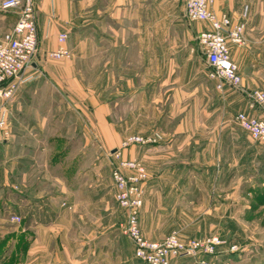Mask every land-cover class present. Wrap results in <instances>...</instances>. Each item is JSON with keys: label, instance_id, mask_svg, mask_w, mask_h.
<instances>
[{"label": "crops", "instance_id": "0c3cea01", "mask_svg": "<svg viewBox=\"0 0 264 264\" xmlns=\"http://www.w3.org/2000/svg\"><path fill=\"white\" fill-rule=\"evenodd\" d=\"M185 1L34 0L39 48L27 75L35 79L9 106L11 136L0 146V157L6 151L3 186L12 197L0 202V264H96L109 255L123 259H107L104 264H141L133 259L131 247L108 250L113 235L105 228L96 233V211L108 210L111 201L107 152L119 148L127 136L128 113H160V102L184 113L190 99L201 98L205 113L214 112L207 117L214 129L223 127L229 102L239 107L235 117L241 111L261 116L259 110L247 108L242 92L230 88V94L222 95L215 81L208 79L205 61L199 68L203 76L187 79L186 74L176 72V67L191 68L193 60L199 59L197 36L210 29L208 23L186 18ZM212 8L233 23L245 24V44H231V59L238 66L243 88L264 89V0H214ZM16 21L17 13L0 10V39ZM63 32L69 35L72 63L46 57L58 49ZM90 50H103V61L93 62V67L103 70L100 90H93L87 83L91 78L79 70L85 51ZM68 64L71 68L63 67ZM161 65L168 67L165 75L160 74ZM134 152L127 149L123 156L132 158L129 155ZM135 153L137 158H146L141 149ZM148 159L155 165L168 162L156 153ZM155 165L145 186L140 222L151 240L160 239L148 229L154 225L150 216L156 205L153 196L178 193L185 189L178 184L181 178L192 174ZM168 202L169 210L172 202ZM14 216L21 222H14Z\"/></svg>", "mask_w": 264, "mask_h": 264}, {"label": "rangeland", "instance_id": "374dc122", "mask_svg": "<svg viewBox=\"0 0 264 264\" xmlns=\"http://www.w3.org/2000/svg\"><path fill=\"white\" fill-rule=\"evenodd\" d=\"M69 51L70 58L61 60L62 62L72 63L74 53L70 49ZM90 54H92V59L89 57ZM199 55V59L193 60L191 68L178 66L176 72L186 74L187 79L190 75H205L203 70H199L202 61H205L201 48ZM83 60L84 64L79 65L81 74L86 79L87 77L91 78L86 82L93 90L97 88L100 90L103 85V70H100L99 66L93 67V62L95 60L103 61V50L98 52L93 50L91 53L85 51ZM205 65L208 77L210 68L207 64ZM68 66L71 68L70 64L63 67L68 68ZM167 68V66L161 65L160 74L165 75ZM208 79L210 78L208 77ZM196 83L197 81L193 82V84ZM229 89V87H225L220 92H223L222 95H228L230 94ZM233 90L242 92L241 94L246 98V106L249 108L246 91L253 90L245 88ZM255 90L264 92V89ZM163 100L160 97V101ZM188 100L186 98V102L190 101L191 105L184 113L180 112L178 108L168 109L165 101L164 104L160 102V106H163L160 108V113L157 110L154 112L145 110L143 114L128 113L127 121L130 129L127 130V136L120 143L119 148L113 152H107L110 157V178L113 182L111 201L108 210L96 211V233L103 232V228H105L110 235H113L112 244L107 249L110 251L128 250L131 247L133 259L137 260L134 256L133 242L124 234L128 213L116 201L117 188L112 174L120 165V160L140 163L145 170L147 178L140 183L143 201L139 213L140 224L146 200L145 186L151 179L152 166L155 165L149 162L148 156L156 153L158 156L167 157L168 160V162L155 165L158 169L160 167L184 169L190 170L192 174H187L185 178H181L180 182V178L175 179L179 182L178 184H181V187H185V189H181L182 192L170 194L169 197L168 195L153 194V201L156 202V205L150 216L154 219V225H149L148 229L157 234L160 239L146 238L140 224L144 237L149 241L165 243L174 235L184 245H188L191 241H198L205 245L196 252L194 257L184 259L172 257L170 264L186 259L188 261L184 264H264V149L236 122L235 109L237 111L239 107L235 108V102L227 104L228 107L223 116V127L214 129V123H207V117L209 119L214 112L206 110L205 113L204 108L200 107L201 98ZM130 109L133 110L131 107ZM182 109L184 110V108ZM7 121V134H4V131L0 129V146L11 136L8 127L9 120ZM182 124L183 129L179 130L178 126ZM205 125L208 128H205ZM140 126H142L141 130H139ZM136 127L138 130L134 129ZM131 137L150 138L154 141L146 144L134 143L125 147L124 143ZM232 139L234 142H231ZM131 148L135 152L141 149L146 158H137L134 155L135 152L133 156L129 155L132 158H125L123 151ZM103 149L102 147L101 150ZM117 153L120 157H117ZM5 154L6 151L3 150L0 157V202H8L9 198H12L6 190L8 188L3 186V172L7 170L3 159ZM123 173L128 176L136 174L134 171L126 169H123ZM168 201L172 202L169 210L167 209ZM15 218L19 217H12L14 222H21L20 218L18 220ZM213 243L217 245L212 248ZM109 256L97 259L96 264H104L103 261L107 259L114 261L123 259L120 256Z\"/></svg>", "mask_w": 264, "mask_h": 264}, {"label": "built area", "instance_id": "2783aa9c", "mask_svg": "<svg viewBox=\"0 0 264 264\" xmlns=\"http://www.w3.org/2000/svg\"><path fill=\"white\" fill-rule=\"evenodd\" d=\"M213 4L214 0H186L185 16L190 22L210 25L209 30L199 33L197 41L210 68L208 77L215 81L217 90L223 91L225 87L243 90L238 66L231 59V44L238 47L245 44V24L233 23L228 15H218L212 8ZM0 10L17 13L15 25L0 39V129L7 134L9 106L19 91L35 79L33 75H27V71L33 68L39 42L37 7L34 0H0ZM68 39V33H60L58 49L47 53L46 57L58 61L69 59L71 53L67 47ZM246 94L249 108L253 111L259 110L261 116L239 112L235 120L264 149V92L253 90L246 91ZM153 141L150 138L131 137L124 146ZM117 157H120L119 153ZM120 162L112 177L117 188L116 201L128 213L124 234L133 242L135 258L145 264H170L172 257H194L204 244L191 241L184 245L174 235L165 243L149 241L144 237L139 224L143 202L140 183L147 175L140 163L124 160ZM123 169L132 170L136 174L128 176L123 173ZM215 245L217 244L213 243L212 248Z\"/></svg>", "mask_w": 264, "mask_h": 264}]
</instances>
